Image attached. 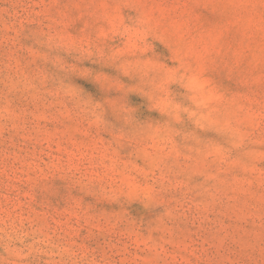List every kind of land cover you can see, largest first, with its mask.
I'll return each instance as SVG.
<instances>
[{
  "label": "rangeland",
  "instance_id": "1",
  "mask_svg": "<svg viewBox=\"0 0 264 264\" xmlns=\"http://www.w3.org/2000/svg\"><path fill=\"white\" fill-rule=\"evenodd\" d=\"M0 264H264V0H0Z\"/></svg>",
  "mask_w": 264,
  "mask_h": 264
}]
</instances>
